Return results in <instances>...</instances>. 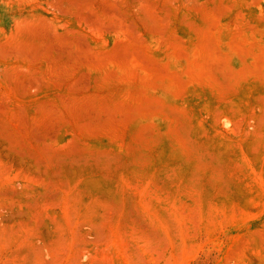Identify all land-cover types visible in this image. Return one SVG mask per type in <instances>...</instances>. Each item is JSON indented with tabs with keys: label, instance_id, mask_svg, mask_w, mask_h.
Segmentation results:
<instances>
[{
	"label": "rangeland",
	"instance_id": "obj_1",
	"mask_svg": "<svg viewBox=\"0 0 264 264\" xmlns=\"http://www.w3.org/2000/svg\"><path fill=\"white\" fill-rule=\"evenodd\" d=\"M0 264H264V0H0Z\"/></svg>",
	"mask_w": 264,
	"mask_h": 264
}]
</instances>
